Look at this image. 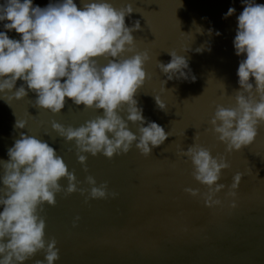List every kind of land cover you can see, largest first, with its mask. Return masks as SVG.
Masks as SVG:
<instances>
[{"label": "water", "instance_id": "95a60500", "mask_svg": "<svg viewBox=\"0 0 264 264\" xmlns=\"http://www.w3.org/2000/svg\"><path fill=\"white\" fill-rule=\"evenodd\" d=\"M54 2L33 0L40 7ZM74 2L81 6V0ZM109 2L116 8L132 2L135 11L125 18V23L131 27L134 21H140L142 31L133 33L136 50L147 51L151 57L145 64L149 78L135 98L146 121L158 123L170 136L153 148L150 156L142 155L135 144L127 154L112 159L85 154V172L77 160L74 142L59 137L51 122L79 127L101 115L102 109H83V105L77 106L66 98L61 113L53 114L33 106L36 94L32 91L25 99L9 100L11 106L0 98V161L8 160V149L24 132L46 141L63 157L80 181L78 188H88L85 178L92 175L97 186L107 181L108 191L119 194L114 199H90L86 204L87 193L61 192L56 195L54 207L44 205L41 214L46 218L45 238L54 237L60 250L55 264H264V125L251 145L231 153L208 131L216 105L235 106V91L240 88L236 73L245 57L235 54L233 40L237 17L244 9L242 0ZM255 2L264 4V0ZM2 3L4 0H0ZM230 7L235 8V13L225 19ZM5 22H0V31H6ZM198 27L203 31L199 32ZM7 34L20 39L15 30ZM202 47V51H196ZM170 51L188 59V80H168L158 68V61H171ZM101 63L106 61L102 59ZM191 76H195L194 82ZM22 83L18 80L17 87ZM155 96L160 97L167 111L158 108ZM120 114L126 118V112ZM16 119L27 121L26 128H15ZM137 127L129 122V129L138 135ZM196 133L195 143L210 149L213 157L223 155L230 164L218 181L226 186L215 197L221 201L218 205L207 206L200 196L184 191H207L194 179L191 161L176 155L194 143ZM2 171L0 166V175ZM237 172L243 177L236 189L237 206L233 208V197L226 193ZM60 183L67 186L66 179ZM77 216L80 219L73 227ZM43 258L44 254L38 253L25 264H35Z\"/></svg>", "mask_w": 264, "mask_h": 264}, {"label": "clouds", "instance_id": "9594fccd", "mask_svg": "<svg viewBox=\"0 0 264 264\" xmlns=\"http://www.w3.org/2000/svg\"><path fill=\"white\" fill-rule=\"evenodd\" d=\"M242 3L244 9L237 17L233 40L235 54L245 57L236 73L240 85L235 91L236 103L230 107L216 105L208 122V131L226 145L228 153L251 145L264 125V4L255 0ZM134 11L132 2L116 8L109 0H81L80 7L74 0H56L45 7L34 5L33 0H4L0 4V22L7 21L3 24L6 31H0V98L9 104L11 99H25L32 91L36 94L33 106L53 114L61 113L66 98L77 106L83 105V109L103 110L79 127L51 122L59 137L74 142L77 160L85 172V154L112 159L127 154L135 144L142 155L150 156L152 149L170 136L158 123L146 121L135 98L149 78L145 64L151 57L147 51L136 50L133 33L142 31L140 21H134L131 27L125 23ZM234 13L235 8L230 7L224 18ZM12 30L20 39L9 37L7 32ZM202 50L203 47L196 49ZM125 52L133 54L125 57ZM168 54L169 63L158 61L160 71L168 80H188V59L175 51ZM102 59L106 63L102 64ZM18 80L23 81L19 87ZM191 80L194 82L195 76ZM155 101L160 110L167 111L159 96ZM121 112L127 113L126 118ZM129 122L138 126V135L129 129ZM26 126L27 121L16 119L15 128ZM197 139L196 133L194 143L176 155L191 161L194 179L207 191H184L200 196L207 206L218 205L221 201L215 197L226 187L218 181L230 164L223 155L213 157L210 149L195 143ZM7 156V161H0V264H25L38 253H43L44 258L35 264H55L60 259L57 240L45 238L46 218L41 214L45 204L56 205L57 194L87 193L86 204L90 199H114L119 195L108 191L107 181L97 186L92 175L85 178L88 188H78L80 181L63 157L34 135L21 132ZM242 177L237 172L226 193L233 197V208L237 206L236 189ZM62 179L67 180L66 187L61 185ZM79 219L75 217L73 227Z\"/></svg>", "mask_w": 264, "mask_h": 264}]
</instances>
